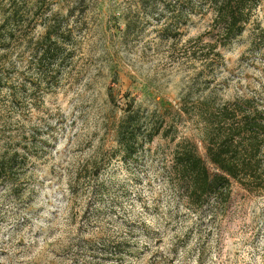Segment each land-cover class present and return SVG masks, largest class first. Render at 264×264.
Returning a JSON list of instances; mask_svg holds the SVG:
<instances>
[{
	"label": "rangeland",
	"instance_id": "obj_1",
	"mask_svg": "<svg viewBox=\"0 0 264 264\" xmlns=\"http://www.w3.org/2000/svg\"><path fill=\"white\" fill-rule=\"evenodd\" d=\"M14 7L21 22L0 33V156L17 151L25 167L0 184V264H264V191L234 185L224 209L200 216L168 181L179 142L206 157L194 104L250 98L264 111V39L253 44L264 1L213 51L210 12L165 39L162 1L146 17L137 0H0V28ZM129 10L141 23L126 37ZM54 16L72 54L39 70L34 51ZM127 104L169 132L130 163L115 139Z\"/></svg>",
	"mask_w": 264,
	"mask_h": 264
},
{
	"label": "trees",
	"instance_id": "obj_2",
	"mask_svg": "<svg viewBox=\"0 0 264 264\" xmlns=\"http://www.w3.org/2000/svg\"><path fill=\"white\" fill-rule=\"evenodd\" d=\"M162 1L160 19L165 20L163 34L165 39H178L177 28L187 25L192 15L211 13L213 15L211 30L213 44L209 48L229 46L241 36L252 23L254 13L264 0H137L140 12L146 17H154ZM16 7L3 13L5 30L13 35L10 25H17L19 20ZM73 14V10L70 13ZM159 15V14H158ZM139 13L129 10L125 15L126 37L133 36L141 18ZM46 24V32L38 41L34 51L35 68L57 65L59 61L70 58L66 43L72 41V31L61 32L62 21ZM19 22V23H18ZM10 35L9 39H12ZM4 38V36H0ZM253 44L264 39V29L255 26ZM6 39V38H5ZM4 40V39H3ZM197 40L202 41L200 36ZM199 43V42H198ZM68 52V51H67ZM3 76L0 72V90ZM212 100H203L194 104V113L198 114L204 124V148L206 157L200 155L196 144L190 140L179 142L173 153L169 182L186 208L204 215L206 209L213 214L224 209L233 195V186L237 185L249 193L264 191V111L254 99L243 98L214 106ZM127 104L124 114L115 125L117 151L126 163L133 162L146 144L155 137L169 132L163 131V124L158 118L142 119L137 109ZM188 104L183 105L186 113H191ZM5 152L0 156V184L11 186V173L24 168L20 154ZM99 165L93 169L97 171ZM215 199V206L211 200Z\"/></svg>",
	"mask_w": 264,
	"mask_h": 264
}]
</instances>
